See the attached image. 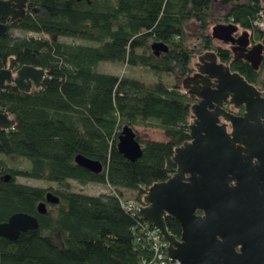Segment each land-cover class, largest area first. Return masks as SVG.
<instances>
[{
	"label": "trees",
	"instance_id": "obj_1",
	"mask_svg": "<svg viewBox=\"0 0 264 264\" xmlns=\"http://www.w3.org/2000/svg\"><path fill=\"white\" fill-rule=\"evenodd\" d=\"M219 5L227 7L223 21L264 38L255 25L261 0H219ZM213 6L214 0H27L24 16L0 35V68L12 58L16 68L31 65L45 76L28 92L12 83L0 89V110L15 121L0 129V156L21 159L19 166L31 163L8 167L0 158V223L25 213L37 219L38 228L15 241L0 238V264H155L142 232L152 225L121 202L142 207L148 189L174 174V149L189 140L191 118V100L180 83L192 72L194 57L214 51L232 71L264 89V60L254 70L247 61H231L230 50L213 41L208 31ZM191 21L199 41L194 47L186 31ZM154 42L168 49L155 55ZM102 61L141 66L154 79L100 72ZM124 125L160 129L166 140H141L137 133L143 154L130 161L116 148ZM77 154L100 161L102 171L93 174L77 165ZM19 176L55 186L19 184ZM71 181L107 192H75ZM48 192L59 203L47 204L40 215L37 206ZM165 225L180 238L172 216Z\"/></svg>",
	"mask_w": 264,
	"mask_h": 264
},
{
	"label": "water",
	"instance_id": "obj_2",
	"mask_svg": "<svg viewBox=\"0 0 264 264\" xmlns=\"http://www.w3.org/2000/svg\"><path fill=\"white\" fill-rule=\"evenodd\" d=\"M261 2L264 12V0ZM26 3L0 0V35L24 16ZM239 29L232 22L216 23L210 35L229 44L231 60L247 61L257 70L264 60V38L249 46L247 30L235 37ZM151 48L155 55L168 49L162 42L152 43ZM197 58L202 66L181 80L187 95L197 98L190 106L194 119L188 124L189 140L174 149V174L148 189L139 215L158 229L173 263L264 264V92L219 61L214 51H203ZM44 76L43 69L31 65L16 68L10 58L9 64L0 68V89L12 83L28 92L39 88ZM227 98L235 106L244 105V113L235 115L224 109ZM14 124V119L0 110V128L8 130ZM136 134L133 127L124 125L116 143L117 150L130 161L143 154ZM74 160L93 174L102 171L98 160L82 154ZM58 203L59 198L48 192L37 213L45 215L47 204ZM166 216L179 223V239L168 232ZM37 228L35 217L16 213L0 223V238L15 241L21 233Z\"/></svg>",
	"mask_w": 264,
	"mask_h": 264
},
{
	"label": "rangeland",
	"instance_id": "obj_3",
	"mask_svg": "<svg viewBox=\"0 0 264 264\" xmlns=\"http://www.w3.org/2000/svg\"><path fill=\"white\" fill-rule=\"evenodd\" d=\"M227 7H222L219 5V0H214V6H213V17L211 18V23L209 25V33L211 32L210 29L211 27L216 24V23H229L228 21H223L221 17L224 15L226 12ZM241 30V29H240ZM186 31L190 34V38L188 40L189 44L191 46H197L198 44V39L195 38L194 34L196 33V23L194 21L189 22L186 25ZM15 35H22L23 32L19 30H14L13 31ZM213 39V38H212ZM60 40L65 41V42H72V40L68 38H60ZM213 41L217 45H222L223 47H227L226 44L221 43L218 40L213 39ZM79 42V41H76ZM196 56L194 57V59ZM193 59V61H194ZM192 61V64H193ZM97 70L100 72H108L112 74H117L119 76H129V77H134L138 78L144 81H152L154 79V75L151 71L146 70L145 68L141 66H135V65H125L123 63H118V62H109V61H102L97 65ZM182 80V79H181ZM181 84V83H180ZM181 90L185 92V90L182 88L180 85ZM138 133L139 137L141 140L149 139V140H157V141H164L166 140L163 131L157 128H151V127H144V126H134L133 127ZM1 155L0 158L3 160L6 166L12 167L13 165L16 168H30L31 163L29 160H25L24 163L19 166L18 163L20 162L21 159L16 158L14 160V156H11L9 158H3ZM13 166V167H14ZM17 183L23 184V185H29L33 187H39V188H49V187H54V183H49L48 181L44 180H39V179H32V178H25V177H17L16 178ZM70 188L72 191L75 192H81L87 195H99L101 193H106L107 188L101 185H96V184H86L82 185L79 184L75 181L70 182Z\"/></svg>",
	"mask_w": 264,
	"mask_h": 264
},
{
	"label": "built area",
	"instance_id": "obj_4",
	"mask_svg": "<svg viewBox=\"0 0 264 264\" xmlns=\"http://www.w3.org/2000/svg\"><path fill=\"white\" fill-rule=\"evenodd\" d=\"M255 25L264 30V12L263 9L259 12V17L255 21ZM122 207L130 212L137 211L139 213L140 208L133 202L122 201ZM149 223V222H148ZM150 224V223H149ZM142 232L150 244V248L153 251V260L155 264H178L171 262L167 255V243L163 240L162 235L152 226L151 229L147 227L142 228Z\"/></svg>",
	"mask_w": 264,
	"mask_h": 264
},
{
	"label": "flooded vegetation",
	"instance_id": "obj_5",
	"mask_svg": "<svg viewBox=\"0 0 264 264\" xmlns=\"http://www.w3.org/2000/svg\"><path fill=\"white\" fill-rule=\"evenodd\" d=\"M4 21H5V20H4ZM5 22H6V21H5ZM239 28H240V27H239ZM240 29H241V28H240ZM240 29H239V31L235 34V37L240 36V35L242 34V32H243L242 30H243V29H241V30H240ZM262 39H263V38L256 40L255 37H254V35H253V33H252V32H248L249 46L253 45L254 43L260 42ZM221 43H223V42H221ZM223 44L229 45V44H227V43H223ZM220 46H222V45H220ZM222 47H223V46H222ZM226 48L229 49L228 46H227ZM229 50H230V49H229ZM230 52H231V51H230ZM197 56H198V54L196 55V58H195L194 61H193V64H192V72L189 73V75H192V74L196 73V72H197V69L200 68V67L202 66V64L199 63ZM231 56H233L232 53H231ZM231 59H232V57H231ZM218 60L221 61L219 56H218ZM240 60H241V59H239V60H235V61H240ZM231 61H233V60H231ZM221 62H222V61H221ZM226 64H227V63H226ZM253 85H254V86H255L260 92H264V89H262L260 86H257V85H255V84H253ZM189 98H190V97H189ZM190 100H191V104H192L193 102L197 101V98H190ZM222 107H223L224 109H226L227 111H230V112L234 113L235 115H242V114L244 113V111H245V107H244V105L235 106V105L229 100V98L224 99L223 104H222ZM193 119H194V118H193V116L191 115V118H190L189 123H191V122H192L191 120H193ZM223 121H224V120L221 119V123H222ZM226 127H227V130H228V131L231 130V124H230L229 122L226 123ZM0 129H1V128H0ZM254 160H255V159H254ZM197 214L199 215V214H201V212H198Z\"/></svg>",
	"mask_w": 264,
	"mask_h": 264
}]
</instances>
